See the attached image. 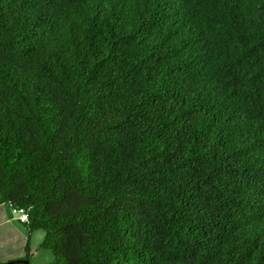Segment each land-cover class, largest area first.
Here are the masks:
<instances>
[{"label":"trees","instance_id":"1","mask_svg":"<svg viewBox=\"0 0 264 264\" xmlns=\"http://www.w3.org/2000/svg\"><path fill=\"white\" fill-rule=\"evenodd\" d=\"M3 203L48 264H264V0H0Z\"/></svg>","mask_w":264,"mask_h":264},{"label":"crops","instance_id":"2","mask_svg":"<svg viewBox=\"0 0 264 264\" xmlns=\"http://www.w3.org/2000/svg\"><path fill=\"white\" fill-rule=\"evenodd\" d=\"M44 236L43 230L31 231L27 222L12 213L8 203L0 205V264L14 259H26V246L30 247L31 253L32 246L35 249L41 246ZM29 261L31 263L30 258ZM47 262L35 259V264Z\"/></svg>","mask_w":264,"mask_h":264},{"label":"rangeland","instance_id":"3","mask_svg":"<svg viewBox=\"0 0 264 264\" xmlns=\"http://www.w3.org/2000/svg\"><path fill=\"white\" fill-rule=\"evenodd\" d=\"M12 211V209H11ZM13 213V212H12ZM14 214V213H13ZM35 253V254H34ZM47 253V254H45ZM34 254V255H33ZM48 256V258H47ZM29 258L31 259V264H35V259H40L42 262H47L46 264L54 261L55 259V256L53 254V252L49 249H44V248H41V246L39 245L37 247V249L34 248V246H32L31 248V253L29 255Z\"/></svg>","mask_w":264,"mask_h":264},{"label":"built area","instance_id":"4","mask_svg":"<svg viewBox=\"0 0 264 264\" xmlns=\"http://www.w3.org/2000/svg\"><path fill=\"white\" fill-rule=\"evenodd\" d=\"M9 205L14 215H16L20 220L25 221V222L29 220V213L25 207L14 206L11 204Z\"/></svg>","mask_w":264,"mask_h":264},{"label":"water","instance_id":"5","mask_svg":"<svg viewBox=\"0 0 264 264\" xmlns=\"http://www.w3.org/2000/svg\"><path fill=\"white\" fill-rule=\"evenodd\" d=\"M1 264H31V263L28 259L21 258V259L9 260Z\"/></svg>","mask_w":264,"mask_h":264}]
</instances>
